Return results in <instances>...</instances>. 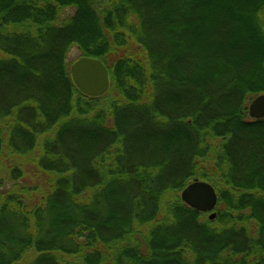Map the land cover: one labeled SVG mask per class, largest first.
<instances>
[{"label": "trees", "instance_id": "trees-1", "mask_svg": "<svg viewBox=\"0 0 264 264\" xmlns=\"http://www.w3.org/2000/svg\"><path fill=\"white\" fill-rule=\"evenodd\" d=\"M263 94L264 0H0V162L38 151L0 177V264H264Z\"/></svg>", "mask_w": 264, "mask_h": 264}, {"label": "water", "instance_id": "water-1", "mask_svg": "<svg viewBox=\"0 0 264 264\" xmlns=\"http://www.w3.org/2000/svg\"><path fill=\"white\" fill-rule=\"evenodd\" d=\"M73 84L89 98L105 96L111 87L110 75L104 63L98 59L81 57L70 68ZM253 120L264 118V94L256 97L249 106ZM181 200L197 213L208 214L210 221L217 217L218 195L215 188L204 181L195 180L181 193Z\"/></svg>", "mask_w": 264, "mask_h": 264}, {"label": "rangeland", "instance_id": "rangeland-1", "mask_svg": "<svg viewBox=\"0 0 264 264\" xmlns=\"http://www.w3.org/2000/svg\"><path fill=\"white\" fill-rule=\"evenodd\" d=\"M80 56L81 54L79 50L77 48H72L68 55V64L72 65L74 62H76L80 58ZM106 102L107 100L104 101V104L102 106H105ZM153 145L154 144H151L150 140H145L140 146L141 148H143L145 152H147L151 148H153ZM37 152L38 151L36 150L27 159L26 158H16V157H3L0 162V177H4V179H7V174H9L10 169L15 166L25 171V175L22 180H24L27 183V186L32 185L35 182V178L32 176L33 170L35 167L33 165L34 164L33 158L36 156V154H38Z\"/></svg>", "mask_w": 264, "mask_h": 264}]
</instances>
